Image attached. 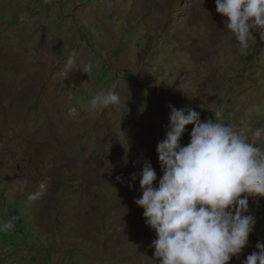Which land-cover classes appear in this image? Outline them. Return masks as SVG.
I'll return each mask as SVG.
<instances>
[{
	"label": "rangeland",
	"instance_id": "rangeland-1",
	"mask_svg": "<svg viewBox=\"0 0 264 264\" xmlns=\"http://www.w3.org/2000/svg\"><path fill=\"white\" fill-rule=\"evenodd\" d=\"M223 21L215 0H0V264H158L133 201L169 105L264 148V41L241 49ZM109 89L119 103L92 109ZM249 211L229 264L264 242V198Z\"/></svg>",
	"mask_w": 264,
	"mask_h": 264
},
{
	"label": "clouds",
	"instance_id": "clouds-1",
	"mask_svg": "<svg viewBox=\"0 0 264 264\" xmlns=\"http://www.w3.org/2000/svg\"><path fill=\"white\" fill-rule=\"evenodd\" d=\"M215 10L241 49L247 50L249 41H256L254 32L264 41V0H215ZM73 62L70 57L68 63ZM187 93L186 88L182 94L187 97ZM119 101L115 89H109L93 96L90 105L106 109ZM169 109L164 138L156 146L162 176L154 185L156 172L145 162L140 196L133 201L143 209L145 225L155 233L150 245L154 261L229 264L248 246L254 230L249 200L264 198V148L250 140L245 130L218 116L201 122L200 113L192 108L169 105ZM75 113V108L69 109V115ZM189 125L190 140L182 146ZM252 135L260 138L264 129H255ZM12 227L8 221L0 230ZM243 264H264V242L256 243Z\"/></svg>",
	"mask_w": 264,
	"mask_h": 264
},
{
	"label": "bare ground",
	"instance_id": "bare-ground-1",
	"mask_svg": "<svg viewBox=\"0 0 264 264\" xmlns=\"http://www.w3.org/2000/svg\"><path fill=\"white\" fill-rule=\"evenodd\" d=\"M17 90V89H16ZM62 110V109H61ZM60 110V111H61ZM62 112H63V110H62ZM63 115V114H62ZM30 125V124H29ZM61 126V125H60ZM34 131V130H33ZM12 132V131H11ZM21 134V133H20ZM19 138V137H18ZM41 140V139H40ZM140 161V160H139ZM139 163V162H138ZM150 163V162H149ZM135 164V163H134ZM133 164V165H134ZM152 165V164H151ZM141 166V165H140ZM154 168V170H155V172H156V175H157V178H161V176H162V172H161V170L160 171H158V170H156L157 168L156 167H153ZM158 171V172H157Z\"/></svg>",
	"mask_w": 264,
	"mask_h": 264
}]
</instances>
